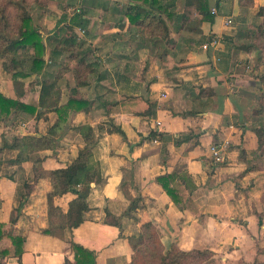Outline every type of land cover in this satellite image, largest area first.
I'll list each match as a JSON object with an SVG mask.
<instances>
[{
    "label": "crops",
    "instance_id": "0c3cea01",
    "mask_svg": "<svg viewBox=\"0 0 264 264\" xmlns=\"http://www.w3.org/2000/svg\"><path fill=\"white\" fill-rule=\"evenodd\" d=\"M207 1L213 21L202 19L194 0L35 1L41 71L17 88L0 58V92L37 108L0 118V249L9 250L1 264H77L71 239L95 251L97 264L130 263V236L148 221L166 248L210 249L220 264L264 262L263 178L246 170L258 146L251 112L261 85L249 74L259 71L255 49L239 44L242 31L262 20L264 0ZM156 16L167 28L156 27ZM212 35L222 42L203 48ZM46 80H53L52 96L42 93ZM74 98L85 106L68 115L55 110ZM85 124L103 182L92 183L80 226L45 233L50 173L77 158ZM25 135L52 140L34 152L42 161L18 160L21 149L12 143ZM214 144L226 146L225 162L214 160ZM171 172L196 184L190 191L176 179L178 202L157 181ZM74 197L54 202L66 211ZM135 200L120 227L105 221L107 211L121 215Z\"/></svg>",
    "mask_w": 264,
    "mask_h": 264
},
{
    "label": "trees",
    "instance_id": "16d2710c",
    "mask_svg": "<svg viewBox=\"0 0 264 264\" xmlns=\"http://www.w3.org/2000/svg\"><path fill=\"white\" fill-rule=\"evenodd\" d=\"M196 9L202 15V19L213 21L214 15L211 13V9L207 0H194ZM150 4H155V0H149ZM170 6H168L169 8ZM4 13V12H3ZM146 15L149 11L145 10ZM257 15L262 18V21L258 25L257 35L264 38V6H261L257 12ZM157 17V16H156ZM19 24L16 28L15 37L7 35L13 28H11L10 16L8 14L0 15V58H5V68L11 74L15 86L17 88L21 82L20 78L32 76L34 73L41 71L45 64L44 59V38L36 25L30 10L22 11V14L18 17ZM157 28L166 27L164 21L157 17ZM161 23V24H159ZM154 23H148L147 27L152 26ZM167 28V27H166ZM70 37L72 34L70 33ZM32 49V52L29 51ZM23 51H28L23 56ZM53 80H46L42 86V93L44 95H51L53 90ZM85 102L82 99H71L69 102L57 105L55 110H58L60 114H69L70 110L74 107L83 108ZM37 108L19 99L5 96L0 92V118H10L12 114L20 112L34 115ZM253 114L258 115L264 113V92L261 94L259 101L254 105L252 109ZM54 127V126H53ZM53 128L49 131L52 133ZM79 130L82 132L86 144L80 149L77 158H75L70 164L65 167L56 168L51 171L50 178L52 183V190L48 193V227L43 231L45 233H53L59 229L68 228L71 231L80 226L86 217V212L90 209L87 201L90 193L92 183L103 182L102 172L99 167L98 161L95 159L93 148L96 145V140L93 137V129L90 125H81ZM255 133L258 139L257 149H261L264 145V128H255ZM158 132H152L149 137L156 138ZM51 139L48 135H25L22 137H16L13 140L12 147H19L21 149L19 161L33 160L34 163L42 161V158L34 157L36 149L46 148L51 145ZM244 153V150H242ZM247 171L254 170V168L247 166ZM180 178L182 182H187L189 190L196 188V184L192 178L188 175H179L176 172L166 173L157 176V181L163 186L167 193L173 198L175 202L180 200L179 187L172 185L176 179ZM23 187L29 188L28 184H24ZM68 192L75 194V197L69 202V207L65 211L61 206L55 204L54 199L56 196L64 195ZM24 197V196H23ZM262 203L264 205V194H262ZM25 203L24 198L20 201L18 211L23 207ZM138 206V200H135L129 204L127 211L121 215L113 214L111 211H107L106 218L112 217L113 219H106L105 221L120 227L121 218L130 211L136 209ZM262 219L260 220V223ZM1 224V223H0ZM6 233L2 234V236ZM15 243L19 244L16 249V253L22 252L23 237L20 235L14 236ZM71 246L75 254V260L77 264H97L96 252L85 247L83 244L71 239ZM130 243L134 250L133 259L130 263L126 264H138L140 253H144L148 250L151 255H145L144 264H200L203 261H207L213 257V251L210 249H190L183 250L174 245L166 249L161 241V236L158 229L152 222H144L141 225L140 231L130 236ZM9 253L7 249H0V259ZM1 264V260H0ZM239 264H250L246 262H240ZM251 264H264L262 261H254Z\"/></svg>",
    "mask_w": 264,
    "mask_h": 264
},
{
    "label": "rangeland",
    "instance_id": "374dc122",
    "mask_svg": "<svg viewBox=\"0 0 264 264\" xmlns=\"http://www.w3.org/2000/svg\"><path fill=\"white\" fill-rule=\"evenodd\" d=\"M35 1L39 0H0V15L2 14H8L10 16L11 21V28H13L10 32L7 33L10 37L17 36L16 34V28L19 24L18 17L22 14V11L24 10H31L32 11V5L35 3ZM4 12V13H3ZM262 21V20H261ZM260 21V22H261ZM254 23L252 27H246V30L242 31V43L243 47H246V49H255V67L258 68V72L251 70L249 74L254 75L256 79H258V83L261 85V90H259V94L261 97V94L264 92V38H261V36L257 35L258 31V25L260 24ZM28 51H23V56L26 55ZM30 54V51L29 53ZM0 72H1V61H0ZM251 119L253 122V128L262 127L264 128V113L255 115L253 112H251ZM250 162H248V165L252 168H254L255 171H258V173L261 175V178H263V194H264V145L261 149L255 150L251 152L248 155ZM249 161V160H248ZM112 220V217L106 218ZM168 249V248H166ZM151 252V251H150ZM145 251L144 253H140L139 255V262L138 264H144L145 259L143 258L145 255H151V253ZM200 264H220L218 261H215L213 258L203 261Z\"/></svg>",
    "mask_w": 264,
    "mask_h": 264
},
{
    "label": "built area",
    "instance_id": "2783aa9c",
    "mask_svg": "<svg viewBox=\"0 0 264 264\" xmlns=\"http://www.w3.org/2000/svg\"><path fill=\"white\" fill-rule=\"evenodd\" d=\"M77 10H80V8H77ZM232 20L229 19L228 23H231ZM222 42V38L216 35H212L209 39V41H207L206 43L203 44V48L207 49L211 46H218L220 43ZM225 147H223L222 145L219 144H214L212 146V153H213V157L214 160L217 163H223L226 160V155H225Z\"/></svg>",
    "mask_w": 264,
    "mask_h": 264
}]
</instances>
